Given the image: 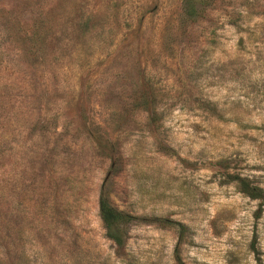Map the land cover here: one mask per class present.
Returning a JSON list of instances; mask_svg holds the SVG:
<instances>
[{
	"label": "rangeland",
	"instance_id": "374dc122",
	"mask_svg": "<svg viewBox=\"0 0 264 264\" xmlns=\"http://www.w3.org/2000/svg\"><path fill=\"white\" fill-rule=\"evenodd\" d=\"M236 173L264 188V0H0V264H264ZM100 193L182 227L116 248Z\"/></svg>",
	"mask_w": 264,
	"mask_h": 264
},
{
	"label": "trees",
	"instance_id": "16d2710c",
	"mask_svg": "<svg viewBox=\"0 0 264 264\" xmlns=\"http://www.w3.org/2000/svg\"><path fill=\"white\" fill-rule=\"evenodd\" d=\"M206 0H181V17L191 19L201 15ZM239 190L251 198L264 199V188L252 183L247 176L236 173L232 176ZM98 214L104 228L105 235L112 240L116 248H121L127 237L129 225L133 219H141L148 222H155L157 225L182 224L167 217L160 216H137L113 206L104 194H99L97 198ZM181 231V230H180ZM178 260V257L175 256Z\"/></svg>",
	"mask_w": 264,
	"mask_h": 264
}]
</instances>
